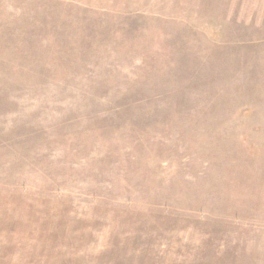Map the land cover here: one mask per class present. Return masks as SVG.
<instances>
[{
    "label": "rangeland",
    "instance_id": "374dc122",
    "mask_svg": "<svg viewBox=\"0 0 264 264\" xmlns=\"http://www.w3.org/2000/svg\"><path fill=\"white\" fill-rule=\"evenodd\" d=\"M0 264H264V0H0Z\"/></svg>",
    "mask_w": 264,
    "mask_h": 264
}]
</instances>
